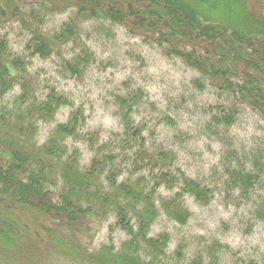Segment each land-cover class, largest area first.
Here are the masks:
<instances>
[{
  "label": "trees",
  "instance_id": "1",
  "mask_svg": "<svg viewBox=\"0 0 264 264\" xmlns=\"http://www.w3.org/2000/svg\"><path fill=\"white\" fill-rule=\"evenodd\" d=\"M68 9L73 12L60 31L44 30L46 14ZM8 19L28 32L26 48L40 57L59 54L70 42L78 44L79 53L65 61L67 72L76 77H82L93 61L89 48L78 43L82 23L110 20L165 45L168 54L181 58L211 85L264 111V9H249L247 0H0V24ZM24 74L23 60L13 57L8 42L0 38V95L15 85L21 89L11 109H0V264H225L214 252L227 246L215 243L211 253L195 251L185 262L168 257L169 233L152 234L161 212L180 224L187 222L185 195L201 205L212 198L211 189L197 180L163 170L174 160L171 151L141 152L148 159L146 166L160 168L151 175L152 184L134 174L118 182L121 170L116 160L127 158L128 140L116 141V154L106 142L96 146L99 135L82 132L85 116L80 109L39 144L38 122L52 121L70 101L55 90L38 100ZM203 81L196 79L194 84L202 88ZM129 99L119 97L118 116L136 140L141 133L130 125ZM231 116H225L228 123ZM70 138L88 141L94 151L85 170L78 151L69 152ZM137 156L131 161L133 173L142 166ZM259 163L254 160L256 166ZM228 171L225 183L248 197L257 175L237 167ZM161 186L177 190L157 203L155 193ZM253 214L264 222V201L254 205ZM109 215L127 234L120 247H84L78 234ZM181 250L178 245L177 258Z\"/></svg>",
  "mask_w": 264,
  "mask_h": 264
},
{
  "label": "rangeland",
  "instance_id": "2",
  "mask_svg": "<svg viewBox=\"0 0 264 264\" xmlns=\"http://www.w3.org/2000/svg\"><path fill=\"white\" fill-rule=\"evenodd\" d=\"M247 6L259 12L264 9V0H247ZM72 12L68 9L46 14L44 30L60 31ZM79 35L78 43L86 45L93 55L82 77L70 75L65 69V61L79 53L78 44L70 42L61 53L43 58L26 48L30 35L19 22L8 19L0 24V38L8 42L13 57L23 60V79L33 95L43 100L55 90L70 101L52 121L38 122V143H46L54 128L80 109L85 116L82 132H96V146L106 142L114 151L116 141L128 140L127 158L116 160L121 170L118 182L134 174L144 175L152 184L151 175L159 173L160 168L146 166L148 159L141 152L171 151L174 160L163 170L197 180L211 189L212 198L201 205L185 195L184 205L190 213L185 224L161 212L152 234L169 233L168 257L188 262L195 251L211 253L210 247L216 243L227 246L214 252L225 264H264V222L253 214L254 205L264 201V111L251 108L241 96L214 87L181 58L168 54L165 45L129 33L110 20L86 21ZM196 79H204L202 88L194 84ZM20 92V86L15 85L0 95V109H11ZM119 97L132 98L129 122L141 133L136 140L125 131L118 116ZM231 113L232 122L228 123L225 116ZM67 143L70 153L78 151L80 167L85 170L94 155L89 142L70 138ZM137 154L135 159L142 166L133 173L131 161ZM255 159L260 162L257 166ZM233 167L257 175L248 197L225 183L228 169ZM176 190L159 187L156 202L170 198ZM88 227L77 239L90 250L103 244L118 249L127 238L114 215ZM178 245L182 247L179 258L175 253Z\"/></svg>",
  "mask_w": 264,
  "mask_h": 264
}]
</instances>
